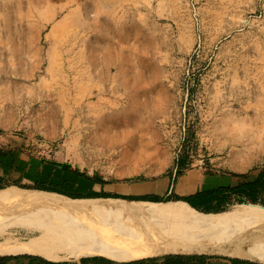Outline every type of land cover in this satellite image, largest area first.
Here are the masks:
<instances>
[{"label": "rangeland", "instance_id": "obj_1", "mask_svg": "<svg viewBox=\"0 0 264 264\" xmlns=\"http://www.w3.org/2000/svg\"><path fill=\"white\" fill-rule=\"evenodd\" d=\"M12 144L161 203L189 174L196 191L207 174L252 176L264 0H0V147Z\"/></svg>", "mask_w": 264, "mask_h": 264}, {"label": "bare ground", "instance_id": "obj_2", "mask_svg": "<svg viewBox=\"0 0 264 264\" xmlns=\"http://www.w3.org/2000/svg\"><path fill=\"white\" fill-rule=\"evenodd\" d=\"M160 219L178 223L165 227ZM20 254L52 262L218 255L264 264V208L201 214L185 202L75 201L9 187L0 191V256Z\"/></svg>", "mask_w": 264, "mask_h": 264}, {"label": "crops", "instance_id": "obj_3", "mask_svg": "<svg viewBox=\"0 0 264 264\" xmlns=\"http://www.w3.org/2000/svg\"><path fill=\"white\" fill-rule=\"evenodd\" d=\"M6 147L9 149H14V148L18 149V151H12V157H11L12 169L11 170L9 169L7 171V175L4 176L6 180H9L10 182H13V184H15L13 185L14 187L20 185L24 187L21 188L24 190L55 193L75 201L118 200V201L131 202L132 200H126L122 198L140 197V195H142L143 193L142 190L143 191L145 190L143 189L144 186H140L139 184H128L124 182L110 181L96 174L85 173L79 167L72 165L68 162H62L53 158H43L31 154H26L22 150H19V148L15 147V145L13 144L7 145ZM1 175H2V170L0 168V176ZM196 177L197 174H189L187 178L181 179L174 186L173 194L178 197H183V196H179V194L181 192H184L185 190L188 191L191 190L192 192L187 196L196 193L197 192ZM201 178H202L201 179L202 183L204 185L203 186L204 189L216 188L220 185H226V184L233 185L235 183L233 178L224 174H207L205 175V177H201ZM208 183L209 184L211 183L212 186L207 187ZM168 186H169V181L162 180V183L157 185V188L158 187L167 188ZM44 189H47L49 191H44ZM148 196H153V195L150 194ZM132 202H142V201H132ZM176 256H191V255H176ZM203 256H213V255H203ZM157 258L159 257L148 258V260L143 259L144 262L141 264H165L162 261V259H157ZM153 259H157V260H153ZM232 259H237V258H232ZM138 261H142V260L130 261V262H116L109 258L95 256V257H81L79 260L72 262H68V261L52 262L45 260L41 257L27 255V254L0 256V264H137L135 262ZM249 262L254 264H260L253 261H249ZM207 264H229V263L226 262L225 260L213 259L208 261Z\"/></svg>", "mask_w": 264, "mask_h": 264}, {"label": "trees", "instance_id": "obj_4", "mask_svg": "<svg viewBox=\"0 0 264 264\" xmlns=\"http://www.w3.org/2000/svg\"><path fill=\"white\" fill-rule=\"evenodd\" d=\"M12 151H18V149H9L7 147L0 148V168L3 175L0 176V186L4 181L13 184V182H10L4 178V176L7 175V171L12 169ZM254 171L255 174L252 176H250L249 173L230 175L229 177L237 180L233 185L226 184L220 185L216 188L203 189L201 191H197L193 195L186 197L172 195L166 201L185 202L198 212L206 214L226 212L230 206L240 204H254L264 208V168L255 169ZM18 187L24 188L20 185ZM44 191L49 190L44 189ZM122 199L154 203H161L164 201L157 196L148 195ZM157 259H162L165 264H207L208 261L213 259L225 260L229 264H254L245 260L203 255H169L159 257ZM143 262L144 260L135 263L141 264Z\"/></svg>", "mask_w": 264, "mask_h": 264}]
</instances>
